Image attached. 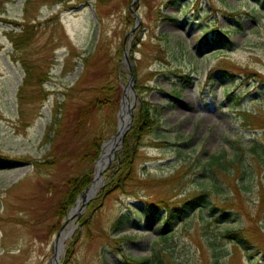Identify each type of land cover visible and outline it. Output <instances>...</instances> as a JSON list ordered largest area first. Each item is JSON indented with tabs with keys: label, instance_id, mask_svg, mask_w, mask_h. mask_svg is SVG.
Listing matches in <instances>:
<instances>
[{
	"label": "rangeland",
	"instance_id": "obj_1",
	"mask_svg": "<svg viewBox=\"0 0 264 264\" xmlns=\"http://www.w3.org/2000/svg\"><path fill=\"white\" fill-rule=\"evenodd\" d=\"M133 2L0 0V19L21 23L27 18L36 25V38L23 54L49 77L41 86L31 81L20 99L25 72L6 35L13 25L0 22V264H53L61 233V264H120L123 253L150 255L149 243L172 230L174 264H215L216 259L218 264H264V80L248 76H264V0ZM221 32L233 45L214 41ZM102 41L105 50L98 53ZM131 72L134 114L147 102L157 109L153 114L160 128L140 140L134 184L103 197L89 226L81 227L88 204L76 214V205L66 216L57 211L66 182L80 171L60 159L81 144L73 136L76 111L116 77L124 95ZM175 73L190 76L192 83L184 84ZM56 109L63 118L53 150L44 140ZM244 112L253 117L245 118ZM123 148L124 140L88 203L100 195ZM213 155L241 157L248 172L247 191L235 194L222 177L230 193L213 198L235 213L211 216L210 210L197 208L164 232L158 213L134 214L146 203L181 205L201 193L202 161ZM35 162L52 167L37 169ZM126 214L131 225L114 230ZM227 229L246 231L251 247L228 242L222 235Z\"/></svg>",
	"mask_w": 264,
	"mask_h": 264
},
{
	"label": "trees",
	"instance_id": "obj_2",
	"mask_svg": "<svg viewBox=\"0 0 264 264\" xmlns=\"http://www.w3.org/2000/svg\"><path fill=\"white\" fill-rule=\"evenodd\" d=\"M57 17V15L55 16ZM25 22L8 21L0 19V22H7L13 25V29L6 32V35L11 42L14 51L19 54L14 56L15 61H19L24 72L25 78L23 81V87L19 89V97L23 100V92L33 80H38V86L44 83V79L48 80V74L39 72L40 66L30 57L28 58L23 54L27 50L36 38L35 24L31 21ZM208 34L206 33L204 39L208 40ZM215 42L221 43L226 46L233 45L232 41H229L228 33H219L214 39ZM121 48V47H120ZM122 49V48H121ZM105 50L104 43L97 46V52L101 53ZM121 51V50H120ZM123 52V51H122ZM117 70V69H116ZM116 70H114L116 72ZM225 74H230L228 70H224ZM184 80V84L192 83L191 77L188 75H182V73H175ZM248 76H254L264 80V76L258 73H249ZM176 101H180V94L174 93ZM177 96V97H176ZM123 97V89L119 84V78L116 77L115 81L110 82L108 85L100 87L96 96L92 97L88 102L82 105L75 114V123L72 126L73 136L78 137L81 140V144L78 148L72 150H66L60 162L71 163V168L78 170L79 174L70 177L65 184V190L63 196L57 207V211L62 213V216H66L69 211L75 206L78 197L93 183L95 177V165L102 153L103 144L117 134L118 131V113ZM238 104L242 102V98L238 99ZM155 107L151 106L145 101L139 106L131 128L128 130L124 137V148L119 159V163L116 164L112 172L107 176L103 189L100 191V195L91 200L86 207L87 213L80 218V226L88 227L90 218L97 209V202H101V199L106 195L116 190H128L132 186L136 179V171L134 168L135 157L138 153V146L141 144L142 136L160 128L158 121L154 118L153 110ZM62 113L58 109L55 110L54 120L47 127L45 132V144H52L53 150L56 140L55 137L59 133V128L62 122ZM244 117L249 120L252 115L244 112ZM77 145V144H76ZM256 146L252 148L253 152H256ZM264 152V151H263ZM244 153V152H243ZM264 154V153H263ZM202 175L205 185L201 193L195 194L193 197L187 198L181 205H168L163 203L160 207L159 204L149 203L147 207H141V210L133 209L134 214L138 217H145L151 213H158V216L162 219V232L167 228L173 229L174 223L179 220H186L192 210L198 208V210H210L211 216H214V211L219 212V216L223 217L221 213L230 216L235 211L231 208H225L217 206L213 198L217 196H228V190L225 188L222 177L230 182L231 188H234L235 194L239 191H247L248 185L244 182L249 177L247 170L242 168L241 157L238 159H228L223 155H213L207 158V161H202ZM35 167L39 168H51V164H40L35 162ZM242 188V190H241ZM230 193V192H229ZM233 193V191H232ZM228 203L225 202V204ZM56 211V212H57ZM221 212V213H220ZM216 220V219H215ZM131 215H123L114 226V230L119 231L121 227L131 225ZM176 231V230H175ZM175 231H171L168 234L162 233L157 241L153 240L149 243L150 255L135 258L131 255L123 253V260L120 264H174L178 260L176 257L175 246ZM78 232L72 242L69 245L68 253L66 256L67 263L72 257V252L79 237ZM228 242L240 244L245 248L251 247V242L244 230L227 229L222 234ZM175 243V244H174ZM217 258L218 256L215 255ZM215 264H218L216 259Z\"/></svg>",
	"mask_w": 264,
	"mask_h": 264
},
{
	"label": "water",
	"instance_id": "obj_3",
	"mask_svg": "<svg viewBox=\"0 0 264 264\" xmlns=\"http://www.w3.org/2000/svg\"><path fill=\"white\" fill-rule=\"evenodd\" d=\"M136 2H137V0H134L133 5ZM125 58L127 60V53H125ZM134 82H135V78H134L133 73L131 72V78H130V82L128 85L130 90L126 89V92H125V94L121 100V109H120L119 114H118L119 128H118L117 135L112 137L109 141H107L103 145L102 155L96 164V170L97 171H96L94 182L78 198L76 206L72 209L73 214H76L79 212V210L84 209L85 206L88 204V201L94 196L95 191L97 189V186L95 184H97V182L101 181L103 171L107 168V166L110 164V161L114 157V152L117 150V148L113 151L112 155L110 156V160L107 162V164L103 168L100 167V161L103 157L104 149H105L106 145L112 141H116L118 146H120L124 140L126 133L128 132V130L132 126L133 117H134L133 107H134L135 103L131 104L129 95H130V93L132 94V96L134 97V101L137 99V94L133 90V83ZM127 112L129 113L128 115H126ZM79 202L80 203L83 202L81 209L78 208ZM73 214L71 216H73ZM60 236H61V238H59L56 242V247H55L56 253H55V256L53 259V264H61L60 257L63 254V243L65 241V238H64V234H62V233L60 234ZM69 236L70 235H68L67 237H69Z\"/></svg>",
	"mask_w": 264,
	"mask_h": 264
},
{
	"label": "bare ground",
	"instance_id": "obj_4",
	"mask_svg": "<svg viewBox=\"0 0 264 264\" xmlns=\"http://www.w3.org/2000/svg\"><path fill=\"white\" fill-rule=\"evenodd\" d=\"M118 147V144L116 141H112L110 143H108L104 149V154L103 157L100 161V167L103 168L107 162L110 160V156L112 155L113 151ZM99 182H97V184H95L96 186L98 185ZM93 190V189H92ZM80 204V202H79ZM79 207V205H78ZM65 236V234H64Z\"/></svg>",
	"mask_w": 264,
	"mask_h": 264
}]
</instances>
